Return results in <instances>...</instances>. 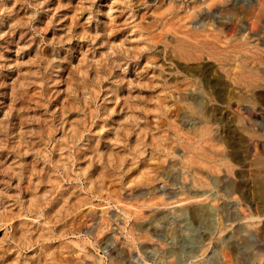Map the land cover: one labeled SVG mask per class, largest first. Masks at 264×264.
<instances>
[{"label":"rangeland","instance_id":"374dc122","mask_svg":"<svg viewBox=\"0 0 264 264\" xmlns=\"http://www.w3.org/2000/svg\"><path fill=\"white\" fill-rule=\"evenodd\" d=\"M181 1L0 0V264H264V17L186 59Z\"/></svg>","mask_w":264,"mask_h":264},{"label":"bare ground","instance_id":"6f19581e","mask_svg":"<svg viewBox=\"0 0 264 264\" xmlns=\"http://www.w3.org/2000/svg\"><path fill=\"white\" fill-rule=\"evenodd\" d=\"M172 1L175 2L176 0H172ZM238 1L240 3L241 2L247 3L248 1L251 2V0H185V1H183L185 4H184V6H181V10L182 11L185 10L186 11V15L181 17V18L177 16V18L179 19V23H180V25L178 26L179 27L178 29H176V27H175L176 23H173L171 28H173V30H176L177 33L179 32L180 36L185 37V39H186L185 41L188 42V43L180 44V46H179V50L181 51V54H182V56L184 58L193 59L192 52L195 51L194 49H196V51H199V46H200V51L208 49L209 51L212 52L213 56H215L216 54H218V55H221V54L223 55L224 54L223 51H225V50H221L220 46L222 44L226 45L227 43H226V41H224L222 39V32L225 30V28L229 29L230 21L226 20V19L228 18V15H231V14L233 15V13L236 11V9H237L236 6H238L236 4V2H238ZM240 5H242V4H240ZM190 6H193V11L191 13H190V10L192 8H190ZM240 9H241V7H240ZM249 9L251 10V13L255 15L256 20L260 22L263 19V17H264V0H256V2H252L250 7H249ZM164 13H166V12H164ZM178 13L179 12H177V14ZM195 19H198V20L194 21ZM199 20H202V21H199ZM161 21H162V18H161V20L159 22H161ZM198 21H199V23H198ZM187 23H194V24L197 23V25H196L197 27H199V26L203 27L202 25H204V26L208 25L209 26V28H208L209 32H207V33L203 32V34H202V33L196 32V31H191L190 28H188ZM165 25H166V23H163V25H162V27L160 29L161 33H163V34H161V37H165L163 35L167 34V32L164 30ZM253 28L254 27H252V29ZM184 29H187V30H185L187 32H184ZM168 32L170 33L172 31L168 30ZM189 38L192 40V41L190 40L191 42L188 41ZM248 38H250V37H248ZM207 44H209V46H207ZM229 44H231V42ZM230 47H231V45H230ZM220 76H221V74H220ZM231 76H232V81L234 83L244 85V86H246V88L248 90H252L253 88H256L258 86L260 80H261V77L263 78V76L260 77L259 73L256 70L248 69L247 65L244 64V63L237 64L236 67H235V70H233V74H231ZM216 86H218V85H216ZM260 97L262 99H264V95H261ZM250 116L254 117L252 113H251ZM203 131H204V129H203ZM7 138H8V136H7ZM194 150H196V149H194ZM201 156L205 160H209V159H211V157L213 155L209 154L204 149V150L201 151ZM209 167L212 170L216 169L214 166H209ZM229 171H231V170H229ZM217 182L219 183V181H217ZM263 185H264V182H263ZM262 198H264V190H263ZM214 202H215V200H214ZM215 205H216V202H215ZM187 211H191V213L193 214V216L195 217V219L197 221L203 222V223H206V221H207V224L208 225L210 224L208 222L210 220V215L205 213V212H203V209H201L200 205H198V206H195V205H189V206L186 205V206H184L183 205L182 207L176 209V211L174 213V216L183 217ZM263 231H264V227H263ZM244 232H245V236L250 238L251 236L254 235L255 231H253L252 228H248L247 230H244ZM243 248H244V246H240V245H236L235 244L230 249H231L233 254H236L238 256L241 253V250ZM188 253H190L189 250H188L187 254ZM157 256H158V258H161V259L163 258L162 254H159ZM187 257L188 258H185L184 260L188 261L189 264H193V260L195 259L196 256L195 255L191 256V254H190ZM182 261L183 260H181V262ZM199 263L200 262H197V264H199ZM204 263L201 262L200 264H204ZM205 264H220V263L215 258L214 261H206Z\"/></svg>","mask_w":264,"mask_h":264}]
</instances>
